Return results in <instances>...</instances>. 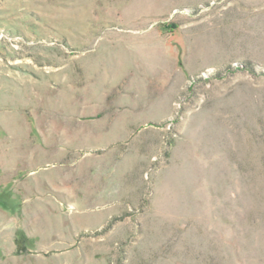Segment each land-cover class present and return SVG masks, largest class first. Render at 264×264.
I'll return each instance as SVG.
<instances>
[{"label": "rangeland", "instance_id": "rangeland-1", "mask_svg": "<svg viewBox=\"0 0 264 264\" xmlns=\"http://www.w3.org/2000/svg\"><path fill=\"white\" fill-rule=\"evenodd\" d=\"M0 264H264V0H0Z\"/></svg>", "mask_w": 264, "mask_h": 264}, {"label": "trees", "instance_id": "trees-1", "mask_svg": "<svg viewBox=\"0 0 264 264\" xmlns=\"http://www.w3.org/2000/svg\"><path fill=\"white\" fill-rule=\"evenodd\" d=\"M172 28L174 27V26H171Z\"/></svg>", "mask_w": 264, "mask_h": 264}]
</instances>
